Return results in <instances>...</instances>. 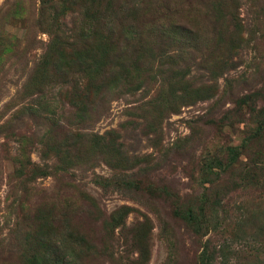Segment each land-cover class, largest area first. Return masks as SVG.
Listing matches in <instances>:
<instances>
[{
  "label": "rangeland",
  "instance_id": "obj_1",
  "mask_svg": "<svg viewBox=\"0 0 264 264\" xmlns=\"http://www.w3.org/2000/svg\"><path fill=\"white\" fill-rule=\"evenodd\" d=\"M95 1L0 0V264H23L50 244L63 255L82 235L97 246L86 264H137L126 246L147 229V264H200L210 243V264H236L232 255L243 264L251 230L245 241L225 231L264 213V183L244 178L264 152V0H101L99 32L109 38L114 7L145 46L132 45L123 67L98 63L99 78L79 73L75 40L95 33L84 12ZM55 22L67 30L62 58L50 53ZM228 148L238 163L208 176ZM205 188L219 206L204 207L198 232L184 211L203 205ZM124 207L126 226L111 238V216Z\"/></svg>",
  "mask_w": 264,
  "mask_h": 264
},
{
  "label": "trees",
  "instance_id": "obj_2",
  "mask_svg": "<svg viewBox=\"0 0 264 264\" xmlns=\"http://www.w3.org/2000/svg\"><path fill=\"white\" fill-rule=\"evenodd\" d=\"M60 4V3H59ZM98 7H101V0L92 2L89 6V9L85 7L84 12H86L87 16V25L88 29H91V31L94 29L95 33L88 34L86 36L77 35L76 43L82 42L81 46L79 48H82V52L79 53L78 59H81L78 64L79 73H88V75H96L95 77L99 78L100 69L97 68L98 63L102 66V69L104 71L108 72L110 70H114L116 67H123L129 62H131V53L129 51L130 48H132V45L134 47H139L140 49H144V39L142 36H139V33L141 31V28L139 25H133L129 26L124 24L125 19H121L118 15L114 7H111L112 11L109 15V38L106 39L103 35V33L99 32L101 27V19L100 13L97 10ZM49 20L51 17L48 18ZM58 21V20H57ZM58 23V22H57ZM50 33L52 32L54 35L57 33L54 37V40L52 41L50 47L51 54L59 55L61 58L63 55H65V46L66 43L63 41V37L61 34L67 33V30L63 24H57L56 22L51 26ZM143 29V28H142ZM135 32L138 34L137 39H135L134 44L128 43L124 41V38L129 34ZM72 33V32H71ZM73 36V34H71ZM132 34H129L130 36ZM141 38V39H140ZM85 52H84V51ZM103 50V51H102ZM91 54L92 57L90 56ZM95 56V57H94ZM96 58V59H95ZM98 61V62H97ZM87 67V68H85ZM56 68V67H54ZM58 69V66L55 70ZM97 78L95 81H97ZM261 128L257 129V136H260ZM264 148V146H263ZM229 152L227 153V158L225 160H216L213 159L211 162V165L208 167L209 170L207 171L208 176L213 175L214 169H220V171L225 173L230 167H233L235 163H238L240 159V152L237 148H228ZM113 153L115 154L114 161L125 163L124 159H119V155H117L116 147L113 149ZM264 152H256V155L251 159V164H245V169L247 170L246 175L247 179L256 184L264 183ZM115 168V167H114ZM118 170V169H116ZM263 180V181H261ZM110 182L107 179L102 180L101 182H98L97 185L101 187L104 190H107L110 186ZM213 190V189H212ZM205 195L197 198V200L203 204L200 207H197L196 205H188L186 210L184 211V215L187 217V221H189V224H192L193 228L197 227L195 230L199 232L200 223L198 218H203L207 215L205 212L204 207L207 209L212 208L213 210L216 209L217 206H219V200L218 195L211 193V188H205L204 189ZM211 197H214L213 199ZM211 198V199H210ZM210 201H212L211 205ZM199 208V209H198ZM129 209L127 207L120 208L117 212H115L111 216L110 224H108V230L107 234L114 238L115 229L117 227L125 228L126 226V217L128 215ZM213 222V221H209ZM219 223V222H217ZM247 229L251 230V234H247L250 237H252V241H254L252 245L248 244V248L246 251H244V255L242 257L243 264H264V246L261 242V239H264V213H255L252 212V214H249L246 219L237 222L234 229L232 231L226 230V234L233 240V241H245L246 238L245 232ZM218 224H215L214 231H218ZM79 235V234H78ZM259 235V236H258ZM259 237L260 240L257 238ZM256 238L259 242H256V240H253ZM89 239V240H88ZM126 245L129 244L127 241L128 236L126 235ZM116 240V237H115ZM114 240V241H115ZM70 247H66L65 253L62 255L57 251L55 244H50L49 247L39 248L36 250V252L30 254L29 256H26L23 264H86V260L91 257H93L96 254L97 246L93 245L94 238L91 236H80L76 239L71 238L70 240ZM132 244L129 246H126L129 248H134L135 251L138 252V261L137 264H147L150 259V238H149V231L148 229L145 231H140L137 233V231H134V234L131 237ZM243 243V242H242ZM257 243H261L257 244ZM209 244V243H208ZM91 245L90 247H88ZM213 244L210 243L208 247H204V250L202 251V258L200 259V264H210L212 261H214L216 258L213 256V253H215V248L212 246ZM65 246V245H64ZM258 246V247H257ZM52 247V248H50ZM58 249L60 247H57ZM93 248V250H92ZM229 248V245L222 246V251ZM69 249V250H68ZM71 249V250H70ZM68 250V251H67ZM70 251V253H69ZM130 251V249H129ZM128 253V252H127ZM232 255V253L228 250V253L226 255ZM235 254V253H234ZM225 255V256H226ZM234 256L233 259L236 261V264H241L239 259V256ZM231 256V258H232ZM122 258V257H121ZM225 259V257H224ZM123 260V258H122Z\"/></svg>",
  "mask_w": 264,
  "mask_h": 264
}]
</instances>
